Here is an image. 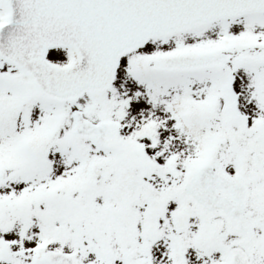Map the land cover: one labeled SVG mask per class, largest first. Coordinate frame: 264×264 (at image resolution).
I'll return each mask as SVG.
<instances>
[{
  "label": "snow or ice",
  "instance_id": "snow-or-ice-1",
  "mask_svg": "<svg viewBox=\"0 0 264 264\" xmlns=\"http://www.w3.org/2000/svg\"><path fill=\"white\" fill-rule=\"evenodd\" d=\"M0 264H264V0H0Z\"/></svg>",
  "mask_w": 264,
  "mask_h": 264
}]
</instances>
